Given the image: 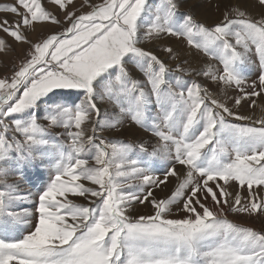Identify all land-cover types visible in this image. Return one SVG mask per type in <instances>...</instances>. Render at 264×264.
<instances>
[{
    "label": "snow or ice",
    "instance_id": "1",
    "mask_svg": "<svg viewBox=\"0 0 264 264\" xmlns=\"http://www.w3.org/2000/svg\"><path fill=\"white\" fill-rule=\"evenodd\" d=\"M257 2L264 8V0ZM51 3L62 20L41 0L0 5L15 16L0 21V31L28 45L11 77L0 78V177L6 164L23 175L37 160L49 161L52 172L28 193L0 180V264H264V232L227 217L229 211L264 213V198L254 190L264 187V116L238 112L243 100L256 106L253 98L264 94V16L253 19L237 4L207 26L180 13L178 0L151 6L149 0H83L80 7L90 10L80 14L69 10L73 0ZM44 23L62 30L30 39L27 33ZM162 35L184 38L219 61L222 71L212 65L201 71L223 89L237 90L229 97L232 107L186 80L182 74L193 69H171L140 46ZM9 48L0 37V52ZM164 51L176 58L171 47ZM252 54L259 75L249 84ZM128 65L143 74L148 90ZM105 101L119 110L102 111ZM153 105L157 111L150 114ZM125 117L160 145L149 153L143 144L97 134L118 129ZM89 122L92 134L86 135ZM56 127L63 133L49 131ZM170 177L178 182L158 199L155 191ZM233 182L246 186L248 196L233 195ZM181 201L177 215H184L173 218ZM17 202L34 204V212L12 211ZM136 204L150 205L152 213L133 217ZM17 227L30 230L15 235Z\"/></svg>",
    "mask_w": 264,
    "mask_h": 264
},
{
    "label": "rangeland",
    "instance_id": "2",
    "mask_svg": "<svg viewBox=\"0 0 264 264\" xmlns=\"http://www.w3.org/2000/svg\"><path fill=\"white\" fill-rule=\"evenodd\" d=\"M15 0H0V5L4 4H13ZM44 7L54 14L58 16L62 20V16L57 7H54L51 3V0H41ZM91 4L102 3L103 0H89ZM83 3V0H73V4L69 10L72 8L78 9L77 14H80L81 11L87 12L90 10L88 6H84L83 8L80 5ZM156 0H149V4L155 5ZM239 5V8L243 11H246L247 14L253 19H259L261 16H264V8H262L257 0H178L179 12L186 13L190 12L195 19L203 22L207 26L214 25L219 22L223 18V14L226 10L229 9L232 5ZM7 18L9 21L15 19V16L11 13L0 11V21L4 18ZM62 30L59 26H54L50 23L38 24L35 31H29L27 34L30 39L36 40L42 38L45 34H51L56 31ZM0 37H5L7 43L11 45L7 51L0 52V78L8 77L10 78L13 71L14 66H18L20 59L24 56L28 45L22 43H16L11 38L5 36V34L0 31ZM141 47L146 50L153 51L154 54L158 56L169 68L175 69L177 64H180L182 68H190L194 71L184 73L186 80H195L200 83L202 86H207L209 90L213 93L215 98H218L222 102H228V105L232 107L234 101L229 99V97H234L238 94L237 90L234 88L223 89V86L218 82L213 83L210 77H205L202 74V69L207 65H212L214 68L222 71V65H220L219 61L211 58L206 55L203 51L198 50L194 47H190L184 38H177L175 36L162 35L158 39H153L152 41L142 42ZM166 47H171L173 52L176 54V58L173 59L171 55L164 51ZM254 53V50H253ZM250 59L253 61V64L249 66V71H252L248 75V83L251 84L253 80H257L259 71H258V59L252 54ZM186 61V63H185ZM128 68L131 70V74L136 79L145 82L144 87L146 90L149 89V86L146 83V78L142 73L136 71L131 65H128ZM200 72L201 74H197ZM177 75H181L180 73H176ZM168 79L170 81L174 80L173 75H169ZM246 91H252L251 87H246ZM257 100L256 106H250L251 100L245 99L242 101L238 112L242 115H247L253 117V119H258L264 116V94H261L258 98H253ZM103 111L105 108H108L109 111H118L119 109L115 107L109 101H105L103 104L98 105ZM43 107V106H42ZM157 111L156 107H153L150 110V114H155ZM93 118H95V114H93ZM6 123H11L10 120H6ZM41 123L47 126V121L41 120ZM86 135H91L92 124L86 123L84 125ZM49 131L53 133H63V128L56 127L50 128ZM97 134L101 138H115L119 140H123L125 142H131L134 144H143L147 151L150 153L154 147L160 145L161 141L158 137H156L150 131H146L143 128L138 127L136 124L132 123L130 118L125 117L122 126L118 129L111 130H98ZM21 138L22 137H18ZM61 141L64 143H68V138L66 135L60 137ZM157 163H160L159 161ZM171 167L172 165H168ZM4 167L8 168V173L4 177H0V180L6 181L8 184H14L18 186V191L20 193H28L34 192L37 186H40L46 183L49 177L52 175L51 165L49 161L45 160L44 163H40L39 160L35 162V166H29L25 169L24 174L20 175L15 166L9 167V165H4ZM176 170L179 173H183L186 171L182 166L175 165ZM157 175L162 178V171L158 172ZM135 182V181H133ZM177 177H170L169 182L157 189L155 191V195L158 199L166 198L170 195L171 190L177 183ZM88 186H91L89 182H85ZM239 190L242 197L248 196L247 187L239 188L236 183H231L229 187V191L235 194V192ZM261 198H264V187H256L254 189ZM77 203H87L86 200L79 197H72ZM33 200L36 199L34 196ZM211 203V201H209ZM182 206V201L174 205L171 210V215L173 218H180L184 215L183 212L177 215V209ZM23 209H31L34 212L35 205L27 202H17L13 204L11 210L12 211H22ZM152 209L150 205L142 206L139 204L134 205L132 209L129 210V214L133 217L144 214H151ZM227 217L234 223L240 224L242 226L252 227L254 230L264 232V213L249 215L246 213H233L231 211L227 212ZM32 225L34 226L35 217L32 218ZM29 228H20L17 227L14 234L22 235L26 234L29 231Z\"/></svg>",
    "mask_w": 264,
    "mask_h": 264
},
{
    "label": "crops",
    "instance_id": "3",
    "mask_svg": "<svg viewBox=\"0 0 264 264\" xmlns=\"http://www.w3.org/2000/svg\"><path fill=\"white\" fill-rule=\"evenodd\" d=\"M248 72L250 73V72H252V71H249V69H248Z\"/></svg>",
    "mask_w": 264,
    "mask_h": 264
}]
</instances>
